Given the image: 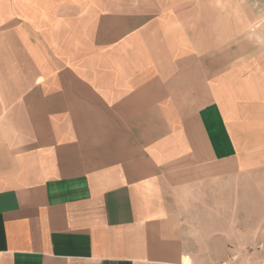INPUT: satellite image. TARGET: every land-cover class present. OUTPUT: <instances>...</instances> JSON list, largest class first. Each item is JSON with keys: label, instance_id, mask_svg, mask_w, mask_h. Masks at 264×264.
Masks as SVG:
<instances>
[{"label": "crops", "instance_id": "obj_1", "mask_svg": "<svg viewBox=\"0 0 264 264\" xmlns=\"http://www.w3.org/2000/svg\"><path fill=\"white\" fill-rule=\"evenodd\" d=\"M264 264V0H0V264Z\"/></svg>", "mask_w": 264, "mask_h": 264}, {"label": "built area", "instance_id": "obj_2", "mask_svg": "<svg viewBox=\"0 0 264 264\" xmlns=\"http://www.w3.org/2000/svg\"><path fill=\"white\" fill-rule=\"evenodd\" d=\"M224 264H227V263H224Z\"/></svg>", "mask_w": 264, "mask_h": 264}]
</instances>
